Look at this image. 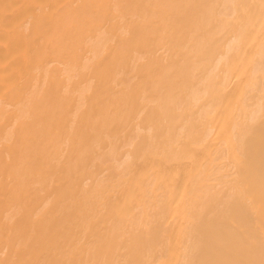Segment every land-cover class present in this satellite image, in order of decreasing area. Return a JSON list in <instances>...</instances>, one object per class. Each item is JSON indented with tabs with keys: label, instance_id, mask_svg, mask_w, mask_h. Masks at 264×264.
I'll return each instance as SVG.
<instances>
[{
	"label": "bare ground",
	"instance_id": "6f19581e",
	"mask_svg": "<svg viewBox=\"0 0 264 264\" xmlns=\"http://www.w3.org/2000/svg\"><path fill=\"white\" fill-rule=\"evenodd\" d=\"M0 264H264V0H0Z\"/></svg>",
	"mask_w": 264,
	"mask_h": 264
}]
</instances>
